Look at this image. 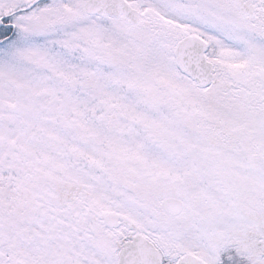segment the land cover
<instances>
[{
	"label": "snow or ice",
	"instance_id": "6c2138e0",
	"mask_svg": "<svg viewBox=\"0 0 264 264\" xmlns=\"http://www.w3.org/2000/svg\"><path fill=\"white\" fill-rule=\"evenodd\" d=\"M0 264H264V0H0Z\"/></svg>",
	"mask_w": 264,
	"mask_h": 264
}]
</instances>
